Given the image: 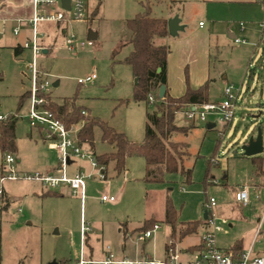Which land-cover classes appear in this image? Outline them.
<instances>
[{
  "label": "rangeland",
  "instance_id": "1",
  "mask_svg": "<svg viewBox=\"0 0 264 264\" xmlns=\"http://www.w3.org/2000/svg\"><path fill=\"white\" fill-rule=\"evenodd\" d=\"M5 1L0 0V8ZM147 1L152 16H178L183 30L198 25L200 20L212 26L210 53L207 58L204 56L209 98L221 101L227 86L241 88L234 119L229 123L220 121V116L213 111L206 113V120H201L198 113L195 118H188L185 109L176 112L177 125L194 126L188 133H175L173 137L188 143L189 154L184 158V165L192 168L191 183H186L180 173L167 175L164 182H145L146 161L142 156L128 157V171L120 174L110 163L104 178L92 158L113 150V145L102 141V131L96 126L94 149L87 143L82 144L89 156L71 157L66 168L69 177L78 173L86 177L84 199L68 190L61 195H43L51 188L44 187L33 176L36 172L59 168L61 155L53 147V139L46 137L47 131L29 121L30 97L20 105L21 96L31 88L28 67L31 51L27 50L26 57L16 56L12 46L18 38L13 32L17 22L0 15V115L17 116L16 151L3 153L0 149V264H49L53 260L73 263L81 254L82 225L89 228L85 253L92 246L98 255L109 245L120 258L140 260L148 255L163 259L171 233V225L163 222L167 196L178 209L180 221L202 218L207 201L213 197L217 204L214 211L229 220L218 233L217 242L228 245L244 237V243H251L249 237L258 230V219L264 211V197L258 200L253 196L264 184V172H257L259 161L254 158L262 160L260 167L264 170V150L247 156L242 145L249 135L257 133V126L262 127L264 140L263 5L258 3L248 9L231 7L211 16L202 0H85L86 17L69 24V31L81 40L88 41L90 31L96 32L97 37L91 45L74 50L67 49L63 39H57L53 50L40 55L39 67L48 81L46 91L57 102L76 97V104L91 116L108 122L133 142L143 141L147 111L161 99L152 93V102L137 100L132 66L121 62L130 46H124L115 57L112 52L130 38L131 31L125 22L143 11L141 2ZM21 32L27 34L29 26ZM231 32L244 42H236ZM42 45L47 42L43 40ZM173 63L175 75L182 77L184 84L188 75V84L192 86L190 74L194 64L177 59ZM92 74L96 75L93 81L78 82L79 78ZM56 80L59 84L54 86ZM260 112L259 117H254ZM209 122L213 128L208 127ZM7 154L14 158L13 162L6 160ZM1 166L4 176L12 169L17 178L2 177ZM207 169L209 175L205 178ZM243 186L251 194L247 207L239 205L235 198L236 191ZM59 188L51 190L59 192ZM104 193L116 194L118 199L103 201ZM151 218L158 220L161 228L149 240L137 241L135 235L124 239L122 224L139 227ZM262 229L254 250L264 255V225ZM203 231V226L199 227L197 233L180 240L177 248L198 243Z\"/></svg>",
  "mask_w": 264,
  "mask_h": 264
},
{
  "label": "trees",
  "instance_id": "2",
  "mask_svg": "<svg viewBox=\"0 0 264 264\" xmlns=\"http://www.w3.org/2000/svg\"><path fill=\"white\" fill-rule=\"evenodd\" d=\"M144 9L134 17L128 18L125 22L131 31L129 39L121 42L112 52L115 57L124 46H130V51L121 62L132 66L138 82L135 85V98L137 100L150 101V94L154 93L156 99L159 98L158 90L162 84L167 85V63L170 53L168 19L165 17L152 16V8L147 3L141 2ZM65 23H55V28L62 33ZM48 52L51 48L46 47ZM16 55H20V46L14 48ZM42 55H46L42 53ZM40 68V67H39ZM158 68H161L158 71ZM41 70V68H40ZM187 88L180 96H172L166 87L164 97L159 100L154 111H147V122L145 125V137L141 142L131 141L125 133L117 131L108 122L88 114H82V108L76 104V97L65 98L62 102L55 101L50 93L40 88V83L45 81V73L41 70L38 75L37 95L44 98V108L50 110L55 117L62 120L67 127H78L77 137L79 143H87L94 149V129L100 127L101 139L113 145V150L95 155L97 162L106 167L112 163L117 174L122 173L126 168V160L132 156H142L146 161L145 182H164L166 175L170 173H180L184 176L186 183L192 182V168H186L184 158L189 154L188 143L173 139L175 133H188L194 126H179L175 123V114L180 109L189 105H199L210 102L209 80L198 87L188 84ZM31 89L23 93L21 102L25 98L31 97ZM16 120L17 116L8 115L0 119V149L3 153L16 151ZM44 130V128L40 127ZM8 155V154H7ZM258 173L264 172L260 164L262 160L258 157ZM256 162V160H255ZM257 163V162H256ZM3 171V167L1 166ZM3 173V172H2ZM209 175L207 169L205 178ZM60 195L55 190H47L43 195ZM163 222L171 225L169 247L176 244L188 235L198 232L199 227L205 225L207 220L199 219L180 221L179 211L175 207L172 199L167 196L165 204V216ZM158 223L156 219H146L137 230H147ZM125 228V224H122ZM126 232V229H124ZM241 240L233 245L235 252L242 251ZM202 243L192 246L193 252L202 249ZM67 262L61 260L58 262ZM19 264H24L23 262Z\"/></svg>",
  "mask_w": 264,
  "mask_h": 264
},
{
  "label": "built area",
  "instance_id": "3",
  "mask_svg": "<svg viewBox=\"0 0 264 264\" xmlns=\"http://www.w3.org/2000/svg\"><path fill=\"white\" fill-rule=\"evenodd\" d=\"M70 8L67 9L62 5V0H33V14L28 19L29 25L32 29V36L28 38L24 47L31 51V61L29 63V69L31 72V108L29 111V121L33 125H38L47 131L46 137L53 139L52 145L55 147L61 155V166L57 168V175L43 172H36L34 178L42 182L47 188H58L61 183L69 185L73 194H80L82 200L85 197L86 189V177L80 173L69 177L66 172L67 165L71 162V157L89 156L86 150H83L82 144L79 143L77 137L78 127H67L66 124L55 117V115L48 109L44 108V98L37 95L38 75L41 73L39 68V58L43 53V45L41 42L42 31L39 29L40 25L45 22H63L70 23L74 20H81L86 17V3L85 0H69ZM257 3L264 6V0H255ZM203 25V22H200ZM15 33H19V28L14 29ZM62 33L65 37V45L67 49L74 50L76 47H83L91 45L92 40H81L77 34L73 31H69L67 26H64ZM236 42H244L240 38H235ZM96 78L95 74L88 75L85 78H79L80 84H85L93 81ZM48 81L45 80L40 83V88L46 91ZM241 88L235 85H229L224 89L223 99L218 102H208L204 104L189 105V108L185 110L186 116L190 119L195 118L197 113L201 120H206V113L213 111L220 117V121L232 122L235 117V105L239 98ZM150 101L154 100V96H149ZM82 114L87 116L88 111L82 109ZM0 119H4L0 115ZM8 162H13L14 158L8 154L6 157ZM92 162L95 165H99L103 177L106 178V165H101L97 162L95 156L92 158ZM6 177L15 179L17 176L11 169L5 175ZM4 174L2 177H5ZM264 197V184H261L260 191L255 193V198L261 200ZM236 201L241 206H248L251 200L250 192L246 186L241 187L235 193ZM103 201L115 202L118 199V195L104 193L101 196ZM216 200L211 197L207 201L208 217L207 222L204 225V231L201 237L202 249L198 251L197 258L194 261H181L179 257V251L176 247H169L166 252V257L163 259H154L152 257H145L140 260H128L125 258H117L110 247H107V255L103 259L88 258L83 253V246L86 240V232L89 229L87 226L82 225V251L80 257L73 263L70 262H57V264H264V256L255 252L252 248L245 249L241 252H235L232 249H224L218 245L217 234L223 229V224L228 223V219L221 216L218 212L214 211L216 206ZM259 229L264 224V211L263 216L260 218ZM161 228V224L156 223L152 228L147 230L138 231L136 233V239L138 241H146L151 238L153 233Z\"/></svg>",
  "mask_w": 264,
  "mask_h": 264
},
{
  "label": "crops",
  "instance_id": "4",
  "mask_svg": "<svg viewBox=\"0 0 264 264\" xmlns=\"http://www.w3.org/2000/svg\"><path fill=\"white\" fill-rule=\"evenodd\" d=\"M6 1L3 2L2 8H0V15L3 16V18L6 19V20H12V21H16L17 22V27L13 28V32H14L15 35H18V38L16 39V42L13 44L12 47L14 49L16 46H20V52L21 53H20V55H16V56L26 57L28 49H26L24 47V43H25V41L28 38H30L32 36V29H31V26L29 25L28 19L33 14V0H27V2L25 0H6ZM202 1L204 3H206V5H208L209 13H211V16H215V12H217V11L225 12L226 9L231 8V7H238V8H241V9L242 8L243 9H248V8H252L253 6H256L258 4L255 0H202ZM165 18L169 19V18H172V17H165ZM72 22L73 21H71L70 23H66L65 24L67 26L68 30H69V24H71ZM181 22L182 21H180V24H182ZM200 22H203V21L200 20L198 22V25L194 24L192 27L187 28L186 30H183L184 28L179 30V32H178V34L176 36L170 35V37L168 39L171 50H170V53L168 55L167 85H166V87H167V90L169 91V93L172 96H180V95H182L186 91V88H187V84L186 83L184 84L182 82V80H183L182 77L175 75V72H174L175 63H173L175 61V59L180 60L182 63H184L185 61L189 60L190 62H192V64H194L195 68H194V70L192 72V75L190 74V80L192 81V84H193L192 87H198V86L204 84L203 83L204 81L206 82L207 80H209L208 72L206 71V63L204 61L205 60L204 56H205V58H207V56L210 53V44H209V42L211 40L210 36L212 35V33H211L212 26L208 25L205 22L203 23V25H201ZM25 26H29V32L27 34H24V33L21 32ZM18 28H19V33L16 34L14 29H18ZM39 29L43 33L42 38H41V42L43 43V40H45L47 42V45L43 46L44 47V49H43V53L44 54H48L49 53L48 49L46 47L51 48V50H53V48H55L57 39H60V40L63 39V43L65 42L64 34L60 33V31L55 28V22L42 23L40 25ZM230 36L233 37V38L238 37L233 32L230 33ZM206 62H207V66H208L209 60L206 59ZM197 66H198L199 72L197 71ZM175 77H176L177 80L174 79ZM174 80L178 84L177 92H175V89H174V85H173V81ZM56 81H58V80H56ZM210 102H218V101H212L210 99ZM188 108H189V106H186V107H184L182 109L187 110ZM155 109H156V105L150 111H154ZM208 127L209 128H213L212 123L209 122L208 123ZM173 139L177 140L176 138H173ZM177 141H181V140H177ZM126 163H127V160H126ZM56 170L57 169L53 170L52 168H50V169H47L46 172L54 174V173L57 172ZM127 171H128V168L126 166L124 172H127ZM3 174H4V172L2 173V175ZM170 174H178V173H170ZM167 175H169V174H167ZM62 185H64V186H62ZM44 187H46V186L44 185ZM59 187H60L59 188L60 195L64 194L66 190L72 192L71 188L67 184L63 183ZM55 189H57V188H55ZM48 190H51V189H48ZM253 196L255 197V193L253 194ZM250 202H251V200H250ZM216 212H218V211H216ZM219 214L221 215V213H219ZM203 217H204V214H203ZM225 218L228 219V217H225ZM258 220L260 222V218ZM229 225L232 227L233 223H229ZM202 226H203V229H204V225H202ZM121 227H122V225H121ZM139 227H130L128 224H125V228L122 227V231H123V234H124V239L127 238V237H130V236H133V235H135V239H136V233L139 231V230H137ZM262 228H263V226L260 229L258 228V230L253 233L252 237H249L251 239V243L250 244L244 243V237H241V238L235 240L234 242H232L231 244L223 245L222 243L218 242V245L221 248H224V249H232V250H234L232 248L233 245L237 241L241 240V242H242L241 243L242 244V251L245 250V249H249V248H252L254 250V247L256 245L257 239L259 237V234L261 233V231H263ZM124 229H126V232H124ZM201 237H202V235H201ZM218 237L219 236L217 234V240H218ZM81 238H82V226H81ZM149 239H147V240H149ZM87 240L88 239L86 238V241ZM143 242H145V241H143ZM200 243H201V238L198 241V243L191 244V245L189 244V245L183 247V249H180V248L178 249L177 248V244H176L175 247L179 251L180 260L181 261H194L197 258L198 251L193 252V251H191L190 248L192 246L200 244ZM82 245H83V241H82ZM108 246L103 247L101 249V253L97 255V254L94 253V248L92 246H90L89 252L85 253L86 249H85V244H84L83 253L88 258L103 259L107 255V247ZM110 249H111V247H110ZM81 251H82V248H81ZM166 252H167V250H166ZM255 252L263 255V253L261 251L257 250ZM147 257H151V256L147 255ZM117 258H120V257H117Z\"/></svg>",
  "mask_w": 264,
  "mask_h": 264
},
{
  "label": "water",
  "instance_id": "5",
  "mask_svg": "<svg viewBox=\"0 0 264 264\" xmlns=\"http://www.w3.org/2000/svg\"><path fill=\"white\" fill-rule=\"evenodd\" d=\"M62 5L69 9L70 8V1L69 0H62ZM180 18L178 16L172 17L168 19V27H169V33L172 36H176L179 32V30L183 29V26L180 24ZM97 37V33L90 31L88 34V39L93 40ZM161 68H158V71H160ZM138 82V77H135V83ZM59 81H56L53 83L54 86H57ZM166 92V85L162 84L158 90V96L159 98H163ZM261 115V112L257 115H254V117H259ZM256 134H251L248 136L247 140L243 143L242 149L244 151V155L247 156H254L258 155L263 152L264 150V140H263V131L261 126H257ZM208 217V210L204 211V218L206 219ZM57 260L51 261L49 264H57Z\"/></svg>",
  "mask_w": 264,
  "mask_h": 264
}]
</instances>
